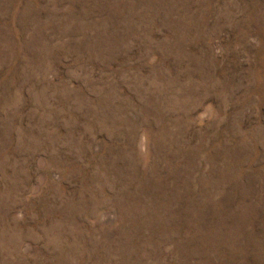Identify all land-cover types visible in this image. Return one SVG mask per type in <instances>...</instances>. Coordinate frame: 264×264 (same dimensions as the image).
<instances>
[{
    "label": "rangeland",
    "instance_id": "374dc122",
    "mask_svg": "<svg viewBox=\"0 0 264 264\" xmlns=\"http://www.w3.org/2000/svg\"><path fill=\"white\" fill-rule=\"evenodd\" d=\"M0 264H264V0H0Z\"/></svg>",
    "mask_w": 264,
    "mask_h": 264
}]
</instances>
